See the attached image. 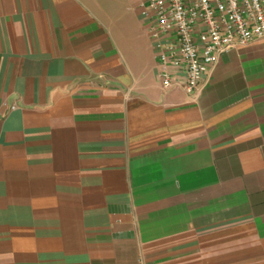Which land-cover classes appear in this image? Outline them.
Returning <instances> with one entry per match:
<instances>
[{"label":"crops","instance_id":"obj_1","mask_svg":"<svg viewBox=\"0 0 264 264\" xmlns=\"http://www.w3.org/2000/svg\"><path fill=\"white\" fill-rule=\"evenodd\" d=\"M158 70L135 0H0V264H264V39Z\"/></svg>","mask_w":264,"mask_h":264},{"label":"built area","instance_id":"obj_2","mask_svg":"<svg viewBox=\"0 0 264 264\" xmlns=\"http://www.w3.org/2000/svg\"><path fill=\"white\" fill-rule=\"evenodd\" d=\"M165 89L196 93L231 50L264 39V0H135Z\"/></svg>","mask_w":264,"mask_h":264}]
</instances>
